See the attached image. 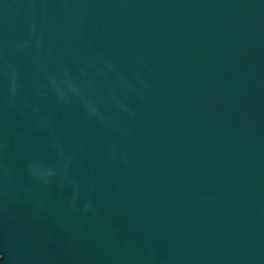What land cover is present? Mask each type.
<instances>
[{
	"label": "water",
	"instance_id": "water-1",
	"mask_svg": "<svg viewBox=\"0 0 264 264\" xmlns=\"http://www.w3.org/2000/svg\"><path fill=\"white\" fill-rule=\"evenodd\" d=\"M0 264H264V0H0Z\"/></svg>",
	"mask_w": 264,
	"mask_h": 264
}]
</instances>
